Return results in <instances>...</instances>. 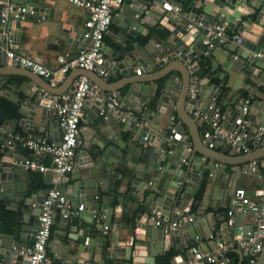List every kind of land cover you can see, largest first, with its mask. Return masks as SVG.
Here are the masks:
<instances>
[{"label": "water", "instance_id": "water-1", "mask_svg": "<svg viewBox=\"0 0 264 264\" xmlns=\"http://www.w3.org/2000/svg\"><path fill=\"white\" fill-rule=\"evenodd\" d=\"M199 1L200 5L196 7L202 12L190 11L188 15L183 7L179 11L175 9L180 5L178 0H125L120 8L121 15L115 18V22L122 27L121 38L126 42H122L121 50L109 46H105V50L119 61L112 76L125 75L128 79L117 88L108 90L99 84L98 87L92 85V95L86 100L83 119L87 120L88 112L89 120L99 121L98 129L103 136L94 144L75 149L76 164L72 175H66L57 185L69 202L74 203L77 211L73 215L78 217V223L73 226L78 232L69 234L65 248L72 258H69L70 261L60 258L65 264H156V258L171 247L186 249L193 240H202L212 234L216 215L208 213L203 218L200 211H206L209 206L231 207L226 200L234 176L245 174L256 187L248 193L252 196L264 195V176L249 167L251 161L264 158V145L238 157L220 155L218 146L209 147L211 139L204 140L197 120L190 114V109L197 107L209 112L211 105L217 103L224 93L226 80L230 88L229 102H237L240 84L232 83V77L236 74L238 63L246 66L239 74L240 79L244 80L247 74L253 79H264V0ZM17 5L27 7V10L22 13L24 19L9 23V30L13 32L10 38L14 41L11 46L3 35L0 20V119L5 113V101H8L25 116L21 123L29 132L38 126L52 139L60 141L64 130L58 113L46 107L39 92L34 91L38 87L59 94L58 89L51 87L47 78L7 62L9 48L24 53L20 48L22 21L28 20L31 13L38 12L40 8L26 0H17ZM155 21L169 30L166 41L160 34L150 31L155 28ZM191 26L196 28L193 33ZM217 26H226L236 32L233 42L219 45L211 53L215 57L213 65L217 67L221 62L225 67V72L219 73L222 82H213L211 74L198 75L199 96L192 99L189 95L192 84L191 54L202 46ZM138 34H142L143 38H138ZM199 36L200 40L192 45ZM83 37V33H78L66 42L73 47ZM237 49L239 55L233 57L232 52ZM137 67H141V74H133ZM147 70H158V73L147 78L144 75ZM81 74L89 76L94 82V77L98 76L94 71L83 69L79 74H71L68 78L69 93H73L74 81ZM227 74L229 79H226ZM112 96L131 108L133 114L123 113L117 119L113 116L102 118L101 107ZM90 103H94L93 110L88 107ZM175 107L189 126L190 136H186L180 123H176L172 131ZM228 110L231 118L224 122L222 128L225 130L239 129L253 135L264 124V101L255 100L247 115L238 107L229 106ZM234 115L239 117L231 122ZM13 121L16 123L18 119ZM10 122V119L6 120L2 127L6 128ZM11 131L15 132V127ZM190 137L192 143L189 142ZM217 142L224 143L225 150L230 149L226 138L220 137ZM185 158H188V163ZM228 164L238 168L227 171ZM27 171L12 165L0 168V199L11 209H19L23 203L33 206L23 213L19 227L20 242L14 234H6L12 242L5 243L2 241L5 234L0 233V264L27 263L14 256L12 249L18 243L33 242L39 229L37 218L42 213L48 188L26 196L28 183L19 181L15 175ZM117 177L127 180L131 177L136 185L130 192L134 200L119 196L120 204H114V198L105 194L103 203H94L99 192L107 190ZM52 178V173H45L47 184L52 183ZM257 188H260L259 191ZM200 191L202 196L198 198ZM82 205L84 207L80 209ZM158 212L161 214V225L156 224ZM179 212L190 218L173 229L171 224L181 218ZM62 215L67 222L70 215L68 205L62 208ZM246 215L249 220H254L251 213L237 209L231 225L226 211L218 215L222 222L216 240L218 248L220 243L226 245L239 235L247 236L248 232L255 231L258 235L255 224L243 225ZM106 226L111 229L112 235L109 246L104 248V237L94 236V231L103 230ZM210 250L208 247V252ZM189 256L193 257L190 252ZM176 261L184 264L181 255L176 257ZM197 264H207V260ZM257 264H264V246Z\"/></svg>", "mask_w": 264, "mask_h": 264}, {"label": "built area", "instance_id": "built-area-1", "mask_svg": "<svg viewBox=\"0 0 264 264\" xmlns=\"http://www.w3.org/2000/svg\"><path fill=\"white\" fill-rule=\"evenodd\" d=\"M72 4L85 8L88 11V17L85 21V44L79 49L77 56L67 58L66 55L59 57V66L52 68L40 60L28 56L25 53L17 52L14 48L7 50V62L9 65H19L27 68L34 73L48 79L51 87H57L67 74L73 69L80 68L87 71H94L100 76L107 78L112 74V71L117 67L119 61L107 54L105 50V37L113 22L115 10L120 9L125 0H69ZM182 7L176 6L179 11ZM27 10V7L17 5V0H0V20L3 25V35L6 37L9 46L13 44V39L10 38L12 30H9V23H15L18 20L24 19L22 13ZM194 29L191 26L190 31ZM236 33L229 34L226 26H217L203 41L205 48L201 53L197 54L189 67L192 73V84L189 90V95L192 99L199 96V87L197 84L198 71L200 69V61L202 58H207L211 55L213 49L219 45H226L234 40ZM191 53V52H190ZM260 56H263L260 54ZM142 69L138 68L136 72L141 74ZM75 89L73 93H65L57 96L53 93L40 89L39 94L42 102L46 107L55 109L60 117L61 127L64 130V135L60 141H55L49 135L37 134L33 132L10 133L7 136L0 138L1 152H15L20 148H25L32 153L31 157L19 161L21 167L27 170H38L43 173L52 172L53 178L51 187L48 188V193L44 199L42 213L38 217L39 229L36 234V239L31 244L18 243L12 249L14 256L26 264H53L52 258L49 255L48 247L51 240L52 230L55 223L56 208L70 207L69 199L63 194L57 185L63 177L73 172L75 168V149L78 148L82 141L80 139L81 123L84 115V106L87 98L92 95V79L85 75H79L74 81ZM252 97H246L240 107L244 115L250 113ZM195 119L200 120L207 125L204 133L205 141L211 139L209 147L214 148L220 137L226 138L230 144V149L234 153L244 154L264 145V124L260 125L253 135L245 134L241 130H225L222 128L224 122L228 119V113L218 104L211 105L210 111L205 112L199 107L192 109ZM123 113L132 115L131 108L119 103L116 97H110L103 103L100 115L104 119L111 116L120 118ZM174 125L176 118L172 117ZM47 155L50 157V164L42 161L38 156ZM3 157L0 156V165L3 164ZM184 161L188 163V158ZM249 167L253 171H257L264 176V158L251 161ZM260 198L255 199L248 193L245 187H238L231 199V207L228 209V223L231 225L235 221L237 209L243 210L246 214L251 213L257 221L256 230L248 232L247 236L239 235L236 244L250 254V262L256 263L258 255L263 250L264 246V195H256ZM83 205L80 209H83ZM159 217L156 220L157 225L162 224L160 213H156ZM181 218L171 224L173 229L180 226V223L190 218L188 215H183L179 212ZM156 219V217H153ZM109 229L108 226L105 227ZM215 234H210L211 239H215ZM223 251L205 252L198 245L190 247L189 252L193 257L184 264H197L202 260H207V264L220 261L221 264H227L229 259L224 256V250L227 249V244L220 243ZM220 249V248H219ZM218 250V249H217Z\"/></svg>", "mask_w": 264, "mask_h": 264}, {"label": "crops", "instance_id": "crops-1", "mask_svg": "<svg viewBox=\"0 0 264 264\" xmlns=\"http://www.w3.org/2000/svg\"><path fill=\"white\" fill-rule=\"evenodd\" d=\"M26 2H34L36 3L40 8L38 12H32L31 16L28 20L22 21V27H23V33L20 41V48L23 49L24 53L28 56L34 57L38 60H40L45 65L57 68L59 66V57L62 55H66L67 58H72L77 56L79 53V49L83 47L85 44V38L79 39L77 43L72 47L69 43H67V39L69 37H74L78 33L85 32V21L88 17V11L85 8L76 6L72 4L69 0H26ZM180 2V6L184 7V4L182 3V0H178ZM196 5H200V1L196 0L194 4L190 7L189 10H186V14L188 15L190 11L194 12H202V9L197 8ZM121 15L120 9L115 10V15L113 22L110 26L109 31L106 34L105 37V44L106 46H109L112 49L115 50H121L122 49V42H126L121 38V31L122 27L119 23L115 22V18L117 16ZM155 28H151L150 31L153 34H160L163 41H166L169 36V30L161 25L158 21H155ZM194 27V26H193ZM215 29V28H213ZM196 31V28L191 31L192 33ZM227 31L229 34L236 33L234 30H231L227 28ZM251 37V36H248ZM138 38H143L142 34H138ZM254 39L253 37H251ZM200 40V36L195 39V41L192 43L194 45L195 42ZM65 42V44H64ZM130 42V41H127ZM233 42V41H231ZM230 42V43H231ZM191 45V46H192ZM205 48L204 44L197 50L193 51L191 54V57L194 59V57L201 53V51ZM111 57L116 58L112 54H108ZM233 57H238V49L236 51L232 52ZM117 59V58H116ZM118 60V59H117ZM215 60V57L213 55H210L208 57L209 62V70L204 75L211 74L212 75V81L216 83H221L222 78L220 77L219 73L225 72L224 65L219 62L218 66L215 67L213 65V61ZM141 67H137L134 70L133 74H137L136 70ZM246 66H242L241 63H238L236 65V74L232 77V83L240 84L238 88V100L236 103H230L229 102V92L230 88L227 86V81L224 82V93L218 100V104L224 108V110L228 113V118H231V114L229 109V106H232V108L238 107L240 109L241 105L244 102V99L246 98L245 92H248L249 97H252L253 102L255 100L264 101V79L260 78H252L250 74H247L245 79H240V75L242 71H244ZM73 73H80V69L76 68L70 71L64 81H62L57 87L59 94H54L57 96L63 95L65 93H68L69 90V84H68V78ZM158 73V70H147L145 72V77L150 78L155 76ZM101 77V78H100ZM226 79H229V75H226ZM96 82L93 81L94 85L98 87V84L103 86L105 89H111V88H117L122 82L128 79L125 75H116V77H113L112 74L104 78L98 74V76L94 77ZM34 91H40V88L35 87ZM252 102V103H253ZM94 103H90L88 106L92 110L95 106H93ZM148 106V105H147ZM126 108V107H125ZM170 109H168L169 111ZM190 114L194 117L193 111L190 109ZM87 120L82 119L81 123V133H80V139L82 141L81 145L78 147V149H82L84 145H88L90 143H95L99 137H102V131L98 129V123L99 121L96 120H89L90 114L87 112ZM176 118V123H180L183 126L184 132L186 136H190V128L189 126L182 120V118L179 115V112L177 110V107L173 108V116ZM239 115H235L232 117L231 122L233 119H238ZM25 116L17 113L15 116H5L0 119V138H3L7 136L10 133H30L25 125L21 123V120L24 119ZM195 118V117H194ZM10 119L11 122L7 125L6 128H3L2 125L6 123V120ZM14 119H18L16 123H14ZM197 120V119H196ZM228 120V119H227ZM198 128L200 132L203 135L207 129L206 123L197 120ZM15 127V132H12L11 129ZM34 133L37 134H44L49 135L48 132H42L38 126L35 127ZM205 140V138H204ZM189 142L192 143V137L189 138ZM96 146V144H95ZM215 146H218L217 149L220 153L226 154L227 156L231 157H238L242 154L234 153L231 149L225 150V144L222 142H218ZM215 148V147H214ZM0 156L3 157L4 161L3 164L0 165V168L5 165H12L14 167H21L20 164H18L19 161L25 160L28 157L32 156V153L25 149L20 148L15 152H1ZM42 161L50 164V157L47 155H39L38 156ZM227 159H230L232 161L238 160L235 158H229L225 157ZM76 164V160H75ZM238 167L236 165H227V171H233V169H237ZM34 173H39L40 175H34ZM52 173V172H47ZM72 172L68 174L69 177H71ZM15 177L22 181L23 183H28L29 190L26 191V196H30L33 193L39 192L41 189L45 188L43 184L46 183L45 179V173L38 171V170H28L27 172H21L17 173ZM235 178L232 181V186L230 188V193L228 194L226 204H231L232 196L234 195L236 189L238 187H245L248 191H250L252 188L256 189L255 184H251L250 179L245 175L240 176H234ZM69 183H71V180H69ZM136 185L132 183L131 177L127 179H121L120 177H117L113 182H111L108 186V189L105 191L99 192V196L96 197V200L94 203H103L105 194H109L110 197L114 198V204H120L118 201L119 196H125L128 197L130 201L134 200V197L131 195V190L134 189ZM260 188H257V190ZM97 191V190H94ZM259 191V190H258ZM255 199L260 198L259 196H253ZM187 203V202H186ZM186 203L184 205H186ZM195 206H197V202L194 203ZM193 205V206H194ZM29 208H33V206L26 205L25 203L21 204V209L24 213ZM228 208H225L222 206L221 208H212L209 206V208L206 211H200L201 217H206L208 213H214L216 215V226L213 229V234L216 235L215 239L210 238V234L203 237L202 240H193L190 244V247L193 245H198L201 247V249L205 252H208V247L211 249L212 252H221L223 251L221 245L217 246V235L220 232V225L221 221L219 220L218 215L221 214V212L226 211V214L228 216ZM77 211V208L74 207V203L70 202V215L68 218V221L65 222L62 215V209L56 208L55 210V223L52 230L51 240L48 247V252L50 257L52 258L53 264H65L60 260L61 257H64L67 260H71L69 258H72L70 256V253L66 252L65 248L69 241V234L77 233L78 231L74 230L73 226L78 223V217H75L73 213ZM186 215V214H185ZM176 219L177 217L174 216ZM229 218V217H228ZM38 219V218H37ZM243 225H249V224H255V227L257 226V221L254 219L249 220L247 215L244 217L242 221ZM0 233L5 234L4 237H2V241L5 243H11L12 238L6 234H14V237L17 239V241L20 242V229L17 228L16 230H1ZM112 235V231L109 228L108 230L103 229L99 230L96 229L94 231V236H103L104 237V248L109 246L110 238ZM238 239V236L236 237L235 241H230L227 243V249L224 250L223 256L220 257V259H223L225 254L228 251H235L238 254V262L237 264H252L250 262V254H248L247 251L241 249L237 244L236 240ZM179 242V239H178ZM32 242H30L31 244ZM190 247L186 249L179 250L176 247H171L170 249L165 251L164 255L158 256L156 258V264H179L178 261H176V257L181 255L183 257L184 263L187 262L189 259V250ZM218 249V250H217ZM241 250H243V253H241ZM168 254H173L170 259L167 258ZM261 256V253L258 255L257 261L254 264H257L259 258ZM226 257V256H225ZM167 258V259H166ZM228 258V257H227ZM166 259V260H165ZM229 259V258H228ZM22 260V259H20ZM1 261V260H0ZM23 261V260H22ZM230 261V259H229ZM227 262V264L229 263ZM26 264V263H23ZM212 264V263H211ZM213 264H221L220 261H217Z\"/></svg>", "mask_w": 264, "mask_h": 264}, {"label": "trees", "instance_id": "trees-1", "mask_svg": "<svg viewBox=\"0 0 264 264\" xmlns=\"http://www.w3.org/2000/svg\"><path fill=\"white\" fill-rule=\"evenodd\" d=\"M195 1L196 0H182V3L184 4L183 8L189 10ZM199 64H200V69L198 71V75L204 76L209 70L208 57L202 58ZM245 95L246 97H249L248 92H245ZM3 108H5V113L2 114V118L5 116H15L18 113L17 107L8 101H5V105ZM34 175L39 176L40 174L34 173ZM43 186L50 188L52 185L43 184ZM201 196H202V191H200L198 198H201ZM22 216H23V211L21 209H11L5 204L4 200L0 199V229L1 230H16L21 225ZM172 255L173 254H168L167 258L170 259ZM225 256L230 259L228 264H237L239 258H238V254L235 251H228L225 254Z\"/></svg>", "mask_w": 264, "mask_h": 264}]
</instances>
